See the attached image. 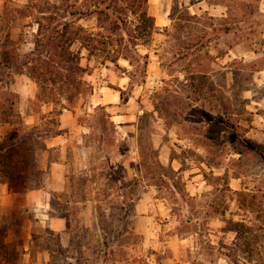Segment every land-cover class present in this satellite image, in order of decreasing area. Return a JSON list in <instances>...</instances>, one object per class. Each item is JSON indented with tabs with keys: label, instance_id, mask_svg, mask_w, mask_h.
<instances>
[{
	"label": "rangeland",
	"instance_id": "1",
	"mask_svg": "<svg viewBox=\"0 0 264 264\" xmlns=\"http://www.w3.org/2000/svg\"><path fill=\"white\" fill-rule=\"evenodd\" d=\"M238 1L149 0L153 29L135 2L126 8L132 0L120 3L123 14L107 11L104 23L98 13L83 18L78 26L93 40L75 50L82 48L87 84L70 103V93L41 94L28 64L49 6L61 0H0L3 113L14 121L23 112L37 116L41 136L57 118L61 126L64 113L76 120L59 139L67 146L64 180L54 182L46 168L47 157L56 160L60 152L39 149L37 188L45 194L0 203V212H22L24 253L17 264H171L177 234L195 235L207 264H218L220 256L230 264H256L258 258L264 264V19L259 26L251 15L256 7L264 13V0ZM83 4L95 9L98 3ZM119 16L127 21L116 30ZM26 83L36 86V99L17 91ZM118 89L127 90L128 103ZM40 94L61 103L46 104ZM155 155L172 177L170 186L160 183L165 178ZM109 174L126 187L110 188ZM70 176L91 178L76 182L73 204ZM28 201L36 204L26 207ZM116 212L126 213L137 235L117 240L112 230L124 219L109 218ZM50 217L63 218L66 228L53 229ZM236 222L255 231L240 228V240ZM242 242L250 246L243 249Z\"/></svg>",
	"mask_w": 264,
	"mask_h": 264
},
{
	"label": "trees",
	"instance_id": "2",
	"mask_svg": "<svg viewBox=\"0 0 264 264\" xmlns=\"http://www.w3.org/2000/svg\"><path fill=\"white\" fill-rule=\"evenodd\" d=\"M94 2L98 3L95 6V9H85L83 4L84 0H76L75 3H71L70 0H61L60 6H49L48 9L51 11L50 16L45 19L48 24L47 26H40L39 40L36 42V52H32L31 57L28 56V64L32 67L31 74L33 75V78L37 80L41 94L48 89L50 91H58L60 96L64 93H70L68 97L66 96V100L73 103L74 99L81 94V90L87 84L83 80V74L86 72V69L81 66L82 48L80 47L78 50H75V46L77 44H81L83 47L84 43L87 42L88 39L89 42L87 43L90 46L93 38L92 35L88 34V31L84 27L78 26V22L90 14L98 13L101 17L100 22L102 21L104 23L108 18L107 11L114 10L115 13L113 15L116 13L123 14L126 11L120 6V3L125 2V0H94ZM134 2L137 6L136 9L141 12L142 18L153 22V29L156 19L149 14V0H132V5L129 4L126 8H130V6L134 7ZM243 3L244 0L238 1V5L240 6H242ZM251 15L256 18L259 26L262 25L264 13L261 12L259 7H256ZM125 20L127 21V18L121 19L119 16V18L114 21V24L117 25L114 29H119V21L124 23ZM125 58L128 59V56H125ZM5 59L7 60L5 61L6 63L13 61L6 55ZM145 59L147 62L148 56H145ZM240 65L244 64L240 63ZM118 91L121 93V101L128 103L130 97L127 96V90L118 89ZM41 94L38 95V97H40ZM40 98L49 99L45 102L46 104L53 103L57 105L58 103H61L60 99L56 100L55 97L52 98L48 95L44 97L41 96ZM4 107V104L1 102V114H4ZM13 107L14 104L12 105V108ZM64 109L67 108L63 106L61 110L58 111V117L63 114ZM4 115L5 117L0 115V118L5 122L19 125L21 127L22 134L17 141L0 144V176H2L3 180H7L12 190L35 189L40 186L39 182H37L38 180L36 179L39 161L38 151L39 149L48 150L47 140L62 134L63 130L60 128V120L57 118L54 123L55 128H50L48 131L45 129L43 135L41 136L42 132L37 135L35 133L39 129V126L37 125L31 128L29 132L25 131L20 114L18 121L12 120L8 114ZM50 119H52V121L54 120L53 118ZM112 125H114V123L110 122L109 126ZM106 127L107 129L110 128L108 126ZM39 137L43 139L42 143L38 142ZM102 151H107L106 146L102 148ZM154 157L157 159L155 166L161 169L164 173H161V176H164L165 179L160 180V183L170 186L172 177L171 175H168V169L161 164L157 155ZM171 171H173V173L175 172L174 170ZM75 177L76 176L68 177L67 198L69 203L72 204L77 202V194L75 190L76 182L80 181L82 184H88L91 180V178L83 176L76 181ZM107 180L112 182L110 188H113L114 190H117L118 185L121 188L126 187L125 181L122 180L121 177L113 178L111 174H109ZM251 205L252 203L249 204L247 208H250ZM120 210H126V207H122ZM12 211L9 213L0 212V264H17L20 262L24 253V241L21 236L23 226L21 217L22 212H20L19 209H16L13 212ZM116 214L117 216L111 213L109 218L115 222H121L124 219L122 227H117L112 230V233H114L117 240L122 238L125 233L130 235L129 238L137 235V231L135 232L134 228H129L128 224L130 222H128L125 217L126 213L124 212V214L121 215V213L116 212ZM104 221H107L106 215H104ZM236 225L238 226L236 231L238 232V239L240 240L243 238L240 228L243 231L246 230V233L249 234L255 231V226L245 222H236ZM245 242H242L243 249H245L247 245L250 246V243ZM262 261L263 260L261 258H258L256 259V264H262ZM75 264H82V262L80 260Z\"/></svg>",
	"mask_w": 264,
	"mask_h": 264
},
{
	"label": "crops",
	"instance_id": "3",
	"mask_svg": "<svg viewBox=\"0 0 264 264\" xmlns=\"http://www.w3.org/2000/svg\"><path fill=\"white\" fill-rule=\"evenodd\" d=\"M17 84L21 87V82H17ZM19 87V88H20ZM23 97L27 98H32L36 99L37 97V88L36 86H33V84L30 85H25L24 89H19L17 90ZM120 92V91H119ZM1 103V100H0ZM1 115V113H0ZM22 117L24 119V125L23 128H33L34 126L38 125L37 123L39 122V119L37 116L33 114H24L22 113ZM62 125L60 128L62 130H66L68 128L74 127L75 124V119L66 113L62 115ZM28 126V127H27ZM21 127L19 125L5 122L0 118V144L2 143H11L14 141H17L21 137ZM63 134L58 135L56 138L53 137L48 143V150L45 151L46 154L49 153L51 149H56L57 151L60 152V156L56 160L49 161L47 157V163H46V168L50 172L51 178L54 176V182L56 180H64L66 177V171L68 167V161L66 160V150L67 146L63 145V142L59 139L62 137ZM55 138V139H54ZM65 143V140H63ZM53 181V180H52ZM52 188V191H61L63 188H56V186H50ZM24 191V192H22ZM44 190L35 188L32 190L28 189H20V190H12L10 188L9 183L7 180H3L2 176H0V203L3 205H7L11 198L13 196H25L28 197L29 200L33 196H37L39 194H45L43 192ZM16 192V193H15ZM46 194H50L49 192H46ZM4 199V200H2ZM31 201V200H30ZM35 202H25V206L29 207L32 204L34 205ZM36 204V203H35ZM50 225L53 229L56 231H63L66 228V223L63 218H52L50 217ZM198 234V233H197ZM196 234V235H197ZM178 240H173L172 241V250L174 251V256L170 258L171 264H207V260L205 256L199 251L200 247L197 246L196 240H194V236H180L179 234L176 235ZM218 264H230L228 261L227 257H218L217 260Z\"/></svg>",
	"mask_w": 264,
	"mask_h": 264
}]
</instances>
